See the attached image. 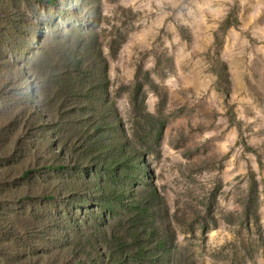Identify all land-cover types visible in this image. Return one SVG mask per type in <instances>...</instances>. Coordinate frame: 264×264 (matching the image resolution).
<instances>
[{
    "label": "rangeland",
    "instance_id": "rangeland-1",
    "mask_svg": "<svg viewBox=\"0 0 264 264\" xmlns=\"http://www.w3.org/2000/svg\"><path fill=\"white\" fill-rule=\"evenodd\" d=\"M77 65L99 107L57 96ZM31 260L264 264V0H0V264Z\"/></svg>",
    "mask_w": 264,
    "mask_h": 264
},
{
    "label": "trees",
    "instance_id": "trees-1",
    "mask_svg": "<svg viewBox=\"0 0 264 264\" xmlns=\"http://www.w3.org/2000/svg\"><path fill=\"white\" fill-rule=\"evenodd\" d=\"M86 78H87V75L85 71H83L82 67L78 68V65L74 68L73 71H70V73L64 72L62 75H58L57 82H56L57 96L59 98H62L63 100L75 98L77 101V104L83 105L84 108L89 107V106L93 107L95 103H97V106L99 107L100 102L102 100L103 89L98 86L96 87L91 86L86 81ZM85 103L88 106H86ZM260 166H261V163H260ZM54 168L56 170H63L64 166L59 165V166H55ZM257 194H258V184L252 177L251 183L248 187V195L254 201V199L257 198ZM113 261L114 260H107L106 262L107 264H113ZM128 262H129L128 260H117V262L114 264H128ZM30 263L33 264L32 260L28 261V264ZM34 264H42V261H38L36 263L34 262Z\"/></svg>",
    "mask_w": 264,
    "mask_h": 264
}]
</instances>
